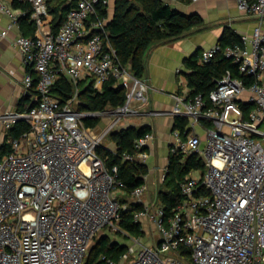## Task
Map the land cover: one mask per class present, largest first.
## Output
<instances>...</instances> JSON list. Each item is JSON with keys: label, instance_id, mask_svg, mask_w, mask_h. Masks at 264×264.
Returning <instances> with one entry per match:
<instances>
[{"label": "built area", "instance_id": "1", "mask_svg": "<svg viewBox=\"0 0 264 264\" xmlns=\"http://www.w3.org/2000/svg\"><path fill=\"white\" fill-rule=\"evenodd\" d=\"M10 1L0 0V11L11 17L8 29L19 16ZM20 1L31 7L20 15L35 23L36 35H20L14 44L32 69L23 83L35 91L36 104L0 113L7 133L21 120L29 125L21 137L9 140V148L0 145V264H84L103 229L123 232L132 240L119 262L102 256L105 264H264L261 25L252 36H241L240 43H216L200 57L205 63L223 54L252 82L228 70L207 99L191 96L187 77L181 76L186 89L173 95V108L166 112L142 109L148 104L150 85L105 44L107 20H91L100 0H76L57 30L47 0ZM239 2L242 9L264 18V0ZM8 29L0 30V37H6ZM64 76L76 86L92 84L98 91L115 79L126 90V102L100 111L81 110L79 85L66 101L54 95L53 86ZM163 114L188 119L185 136L180 128L173 129L170 154L198 153L206 163L205 170H193L181 183L183 199L171 214L157 201L146 200V183L126 200L118 165L108 167L98 151L124 120ZM95 118L111 120L99 132L86 124V119ZM197 127L206 131L205 143ZM154 139L152 131L136 139L135 150L124 152L123 159L146 164ZM105 147L117 152L116 147ZM166 173L167 167L163 179ZM131 202L143 206L134 212V220L151 243L120 227Z\"/></svg>", "mask_w": 264, "mask_h": 264}, {"label": "trees", "instance_id": "2", "mask_svg": "<svg viewBox=\"0 0 264 264\" xmlns=\"http://www.w3.org/2000/svg\"><path fill=\"white\" fill-rule=\"evenodd\" d=\"M176 1L190 3L192 0ZM14 2L17 8L30 10L29 4L20 0H14ZM47 4L51 14L55 17L53 28L57 30L66 18L67 12L76 5V0H47ZM96 8L97 12L91 17V20L99 18L107 20L106 34L104 35L105 44H110L115 49L121 63L139 78L145 77L147 58L155 47L179 39L193 31L208 28L200 14L184 13L174 8L167 0H116L112 17H110L108 3H104L103 0H100ZM240 42L241 37L231 27L226 26L218 43L225 47ZM186 65L189 69L187 79L191 96L202 94L208 99L211 91L217 87L218 80L228 70H231L235 75L245 77L248 83L253 80L251 76L241 75L238 72V64L223 54H218L211 61L205 63H201L196 56H193L187 60ZM78 85L80 101L78 106L81 110L100 111L106 107L123 106L126 102V90L119 86L115 79L105 83L101 91L95 90L92 84L81 82ZM77 86L64 76L58 79L52 90L54 95L62 101H66L74 95ZM32 104L33 107L36 101ZM29 108L31 105L20 110ZM244 108L247 109L248 106L244 105ZM99 123V118L86 119V124L89 127H96ZM187 123V118L176 117L174 128H180L185 136ZM205 124L210 125L211 123ZM28 130L29 125L26 121L17 122L9 130L7 141L1 147L9 148L10 139L19 138ZM151 131V125L129 126L113 130L108 136L115 144L117 152L105 145H102L98 150L108 167L118 165L120 178L125 183L128 193L126 200L129 199V194L134 188L145 183L148 167L142 163L126 161L122 154L133 152L135 140ZM205 167L206 163L198 153L169 155L167 173L157 193V203L165 208L167 214H171L183 199L181 183L193 170H205ZM142 208L141 204L131 202L128 211L123 212L121 229L135 236L144 235L141 224L134 220V212ZM126 246L104 234L91 247L84 264H105L104 259L101 258L104 255L119 262ZM97 257H100V260L96 262Z\"/></svg>", "mask_w": 264, "mask_h": 264}, {"label": "crops", "instance_id": "3", "mask_svg": "<svg viewBox=\"0 0 264 264\" xmlns=\"http://www.w3.org/2000/svg\"><path fill=\"white\" fill-rule=\"evenodd\" d=\"M167 1L184 13L200 14L208 25V28L203 30L193 31L174 41L160 44L148 55L144 78L150 85L149 101L142 109L169 112L174 105L173 95L186 89L182 77H187L189 69L186 63L189 58L196 56L200 61L202 52L219 42L226 26L231 27L240 37L252 36L257 24H260L264 30V18L260 19L252 12L242 9L239 0H192L190 3ZM10 3L19 16L18 23L8 29L11 17L0 11V30L8 29L7 36L0 37V113L24 109L35 101V91L26 89L23 83L25 76L32 69L24 64L14 41L20 35L35 36L36 26L28 17L20 15L22 9L15 6L14 0ZM115 3L116 0H108L110 17L114 14ZM54 18L52 14V22ZM178 69L181 71L179 74ZM140 125H151L155 135L150 145L152 154L145 164L148 167L145 183L148 188L146 200L157 201L159 185L163 181L170 147L174 141L172 131L175 127V118L169 114L154 117L140 115L124 120L119 129ZM197 132L205 143L206 137H203L199 130ZM7 134L0 123V145L7 141Z\"/></svg>", "mask_w": 264, "mask_h": 264}, {"label": "rangeland", "instance_id": "4", "mask_svg": "<svg viewBox=\"0 0 264 264\" xmlns=\"http://www.w3.org/2000/svg\"><path fill=\"white\" fill-rule=\"evenodd\" d=\"M110 120L111 119H109V118H101L99 125L96 126V130L99 131V132H102L105 129V126L107 125L108 121H110ZM119 126H118V128L116 127L115 130H118ZM197 130H199V132L202 134L203 137H207L206 131L203 128L197 127ZM103 143L106 146H108V147H111V148L115 147V145H114V143H113V141H112L110 136H106L104 141H103ZM161 186H162V184L160 183L159 187L161 188ZM152 197L153 198L155 197L154 193L152 194ZM145 222H147V221H145ZM146 225L149 226L150 224L147 222ZM104 234L109 235L110 239L120 241L121 243H124L125 245L132 244V240L130 238H128V237H125L123 232H115V231H110V230H107V229H103L102 231H99L96 234L94 240L91 243L90 249H91L92 246H94L97 243V239L100 236L104 235ZM140 236H143V242L151 243V237L146 232H145L144 235H140ZM90 249H89V251H90ZM86 259H87V257H86ZM86 259H85V261H86ZM99 260H100V257H97L96 262L99 261Z\"/></svg>", "mask_w": 264, "mask_h": 264}, {"label": "water", "instance_id": "5", "mask_svg": "<svg viewBox=\"0 0 264 264\" xmlns=\"http://www.w3.org/2000/svg\"><path fill=\"white\" fill-rule=\"evenodd\" d=\"M33 104H31V107H32ZM166 176V175H165Z\"/></svg>", "mask_w": 264, "mask_h": 264}]
</instances>
